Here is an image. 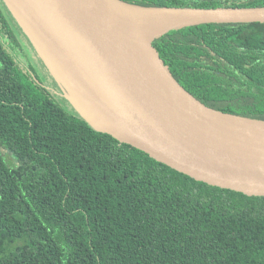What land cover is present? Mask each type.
Masks as SVG:
<instances>
[{"label":"trees","instance_id":"obj_1","mask_svg":"<svg viewBox=\"0 0 264 264\" xmlns=\"http://www.w3.org/2000/svg\"><path fill=\"white\" fill-rule=\"evenodd\" d=\"M151 46L201 103L264 122V23L186 27ZM0 264H264V197L196 181L65 111L0 6Z\"/></svg>","mask_w":264,"mask_h":264},{"label":"water","instance_id":"obj_2","mask_svg":"<svg viewBox=\"0 0 264 264\" xmlns=\"http://www.w3.org/2000/svg\"><path fill=\"white\" fill-rule=\"evenodd\" d=\"M3 1L93 128L196 181L264 197V131L251 127L264 128V122L227 115L201 103L173 78L151 46L152 39L186 27L264 23V6ZM169 105L192 111L200 132L183 126Z\"/></svg>","mask_w":264,"mask_h":264},{"label":"rangeland","instance_id":"obj_3","mask_svg":"<svg viewBox=\"0 0 264 264\" xmlns=\"http://www.w3.org/2000/svg\"><path fill=\"white\" fill-rule=\"evenodd\" d=\"M0 6L5 16L7 17L12 29L14 30L19 42L23 46L25 59L31 63L34 71L36 72L42 83L51 92L54 101L65 111L80 116L77 108L72 103L71 99H69V97L67 96L68 93L61 86L62 84L58 83L57 79L53 76L46 60L42 56L35 42L25 31L19 21L14 17L11 10L6 6L5 1L0 0Z\"/></svg>","mask_w":264,"mask_h":264},{"label":"bare ground","instance_id":"obj_4","mask_svg":"<svg viewBox=\"0 0 264 264\" xmlns=\"http://www.w3.org/2000/svg\"><path fill=\"white\" fill-rule=\"evenodd\" d=\"M140 39L142 42H146L145 39H143V33L140 31L139 33ZM146 47V46H145ZM148 49V47H146ZM151 58H153L152 54L149 52ZM170 113L177 119L183 126H185L189 131L194 132V133H199L201 126L200 123L198 122V117L193 115L194 113L188 109L184 110H176L175 107L172 105L168 106ZM252 128H256L259 130L264 131V128L258 127V126H251ZM206 137V136H205ZM209 141V140H208Z\"/></svg>","mask_w":264,"mask_h":264},{"label":"flooded vegetation","instance_id":"obj_5","mask_svg":"<svg viewBox=\"0 0 264 264\" xmlns=\"http://www.w3.org/2000/svg\"><path fill=\"white\" fill-rule=\"evenodd\" d=\"M23 47V46H22Z\"/></svg>","mask_w":264,"mask_h":264}]
</instances>
